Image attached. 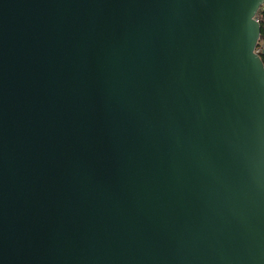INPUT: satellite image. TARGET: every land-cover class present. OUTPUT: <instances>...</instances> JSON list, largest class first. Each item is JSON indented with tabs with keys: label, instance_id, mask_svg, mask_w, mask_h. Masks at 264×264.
I'll list each match as a JSON object with an SVG mask.
<instances>
[{
	"label": "water",
	"instance_id": "95a60500",
	"mask_svg": "<svg viewBox=\"0 0 264 264\" xmlns=\"http://www.w3.org/2000/svg\"><path fill=\"white\" fill-rule=\"evenodd\" d=\"M263 3L0 0V264H264Z\"/></svg>",
	"mask_w": 264,
	"mask_h": 264
},
{
	"label": "trees",
	"instance_id": "16d2710c",
	"mask_svg": "<svg viewBox=\"0 0 264 264\" xmlns=\"http://www.w3.org/2000/svg\"><path fill=\"white\" fill-rule=\"evenodd\" d=\"M255 16L260 25V34L256 48L259 49L258 53L260 54L261 60L264 65V53H262V49H264V3L259 7Z\"/></svg>",
	"mask_w": 264,
	"mask_h": 264
},
{
	"label": "built area",
	"instance_id": "2783aa9c",
	"mask_svg": "<svg viewBox=\"0 0 264 264\" xmlns=\"http://www.w3.org/2000/svg\"><path fill=\"white\" fill-rule=\"evenodd\" d=\"M256 52H259V49L258 48H256Z\"/></svg>",
	"mask_w": 264,
	"mask_h": 264
}]
</instances>
